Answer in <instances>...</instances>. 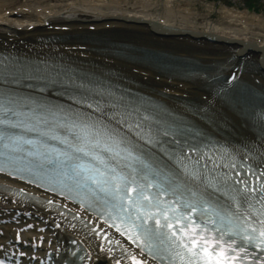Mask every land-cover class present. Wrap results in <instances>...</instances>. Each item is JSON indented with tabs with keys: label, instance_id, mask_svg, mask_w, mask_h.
I'll return each instance as SVG.
<instances>
[{
	"label": "snow or ice",
	"instance_id": "snow-or-ice-1",
	"mask_svg": "<svg viewBox=\"0 0 264 264\" xmlns=\"http://www.w3.org/2000/svg\"><path fill=\"white\" fill-rule=\"evenodd\" d=\"M25 81L35 84L22 92ZM52 89L71 103L54 102ZM258 151L259 159L241 161L232 148L191 143L179 125L161 126L142 106L74 74L0 64V172L74 180L102 202L105 224L158 264H264ZM115 245L108 255L126 256H112L114 264H146Z\"/></svg>",
	"mask_w": 264,
	"mask_h": 264
},
{
	"label": "bare ground",
	"instance_id": "bare-ground-1",
	"mask_svg": "<svg viewBox=\"0 0 264 264\" xmlns=\"http://www.w3.org/2000/svg\"><path fill=\"white\" fill-rule=\"evenodd\" d=\"M88 35L116 36L118 42L168 51L197 66L190 76L157 71L94 48L85 40ZM241 46L247 49L242 52ZM237 52L244 53L243 60ZM257 53L264 63V14L240 7H221L219 14L212 16L210 11H198L190 0H0V54L5 55L0 56V64L48 67V71L73 75L52 69L44 61L54 56L57 61H83L86 66H82L81 76L74 74L78 79L115 92L108 78H126L122 84L145 93L163 111L168 109L182 117L177 119L167 110L164 122L184 125L182 130L187 125L197 126L234 147L242 145L260 155L258 149H264V122H252L250 118L258 96L264 98V68L257 64ZM14 55L20 63L12 61ZM231 74L240 82L231 92L207 86L208 77ZM126 99L140 106L146 100L139 96ZM261 124L263 127H259ZM0 185L35 192L28 185L2 176ZM74 209L91 225H104ZM55 217L0 194V254L4 250L19 251L25 261L37 262L57 251L56 225L86 248L87 264H111L95 253L93 243L84 235L61 225ZM141 258L154 264L145 256Z\"/></svg>",
	"mask_w": 264,
	"mask_h": 264
},
{
	"label": "rangeland",
	"instance_id": "rangeland-1",
	"mask_svg": "<svg viewBox=\"0 0 264 264\" xmlns=\"http://www.w3.org/2000/svg\"><path fill=\"white\" fill-rule=\"evenodd\" d=\"M21 1V0H17ZM195 3V8L200 12L210 11L212 16L219 14L221 7H240L251 12L264 14V0H190ZM251 4L254 7H248Z\"/></svg>",
	"mask_w": 264,
	"mask_h": 264
}]
</instances>
